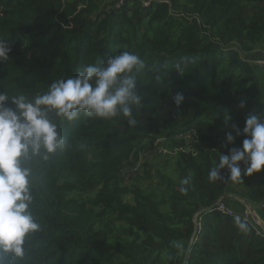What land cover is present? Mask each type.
<instances>
[{
	"label": "trees",
	"instance_id": "obj_1",
	"mask_svg": "<svg viewBox=\"0 0 264 264\" xmlns=\"http://www.w3.org/2000/svg\"><path fill=\"white\" fill-rule=\"evenodd\" d=\"M115 2L0 0V39L11 47L0 62V92L32 99L124 51L146 65L136 74V126L123 116L56 119L69 147L29 162L32 212L42 230L13 264H182L192 235L185 264H264V233L242 220L247 231H240L237 215L214 209L232 182L228 170H221L224 179H208L219 155L245 138L227 144L226 134L242 130L249 114H264L247 59L264 41V0ZM181 60L179 73L173 66ZM176 93L185 97L180 106ZM159 140L174 153L177 173L160 193L138 184L149 178L145 156L157 153ZM242 177L247 202L264 201V169Z\"/></svg>",
	"mask_w": 264,
	"mask_h": 264
},
{
	"label": "clouds",
	"instance_id": "obj_2",
	"mask_svg": "<svg viewBox=\"0 0 264 264\" xmlns=\"http://www.w3.org/2000/svg\"><path fill=\"white\" fill-rule=\"evenodd\" d=\"M10 51L7 41L0 39V62L9 59ZM185 63V60L176 63L174 70L181 73ZM145 67L137 54L124 51L84 66L74 77L52 82L45 92L32 99L0 92V264L23 259L29 237L42 230L32 212L33 169L29 162H47L57 152L68 149L56 119L72 122L81 113L99 119L123 116L129 126H136L133 109H142L136 74ZM172 99L180 106L185 97L176 93ZM239 107L244 108L245 103L242 101ZM230 120V114L225 112V124ZM233 130L235 135L226 134L227 144L243 135L242 145L219 155V163L208 173L209 181L224 179L221 170L225 168L229 173L227 180L239 182L242 173L251 176L264 169V114H249L243 129L233 126ZM189 182L188 178L181 180L185 186ZM181 190L187 194L188 188ZM234 223L240 231H247L240 217H235Z\"/></svg>",
	"mask_w": 264,
	"mask_h": 264
},
{
	"label": "rangeland",
	"instance_id": "obj_3",
	"mask_svg": "<svg viewBox=\"0 0 264 264\" xmlns=\"http://www.w3.org/2000/svg\"><path fill=\"white\" fill-rule=\"evenodd\" d=\"M163 140L158 142V151L154 155L147 154L145 157L148 159V163L151 165L149 168V178L146 180L142 179L138 184L145 187L148 186L150 189L156 190L158 193L164 190L166 183L172 180L177 181V173L173 169L174 153L164 146ZM144 160L142 156L140 163ZM136 167L133 168V170ZM139 169V168H138ZM126 177L132 175L131 169L126 168L124 172ZM140 177H144V172L140 168L137 172ZM136 174V176H137ZM134 178V175L132 176ZM127 182V180H126Z\"/></svg>",
	"mask_w": 264,
	"mask_h": 264
},
{
	"label": "crops",
	"instance_id": "obj_4",
	"mask_svg": "<svg viewBox=\"0 0 264 264\" xmlns=\"http://www.w3.org/2000/svg\"><path fill=\"white\" fill-rule=\"evenodd\" d=\"M247 59L255 68L261 91V98L264 101V41L248 54ZM222 199L236 212H240L245 205H251L250 202H247L245 197L243 177L242 182L232 181L230 183ZM257 214L264 224V210L258 209Z\"/></svg>",
	"mask_w": 264,
	"mask_h": 264
},
{
	"label": "built area",
	"instance_id": "obj_5",
	"mask_svg": "<svg viewBox=\"0 0 264 264\" xmlns=\"http://www.w3.org/2000/svg\"><path fill=\"white\" fill-rule=\"evenodd\" d=\"M124 0H116L115 6H119ZM251 205H245L240 212L234 211L228 206L222 198L218 199L215 203L214 209L222 214L226 215H237L244 222H249L258 231L264 233V224L261 222L257 210H264V201H260L256 204L250 203ZM255 205V207H254Z\"/></svg>",
	"mask_w": 264,
	"mask_h": 264
},
{
	"label": "water",
	"instance_id": "obj_6",
	"mask_svg": "<svg viewBox=\"0 0 264 264\" xmlns=\"http://www.w3.org/2000/svg\"><path fill=\"white\" fill-rule=\"evenodd\" d=\"M211 207L212 206L206 208V210L210 209ZM193 221H194V231H193V234H194L196 228L199 226V224L196 221V215L193 217ZM192 236H191V239H190V241H189V243H188V245H187V247L185 249V253H184V256H183L182 264H185V262H186L187 254H188V251H189V248H190V245H191V241H192Z\"/></svg>",
	"mask_w": 264,
	"mask_h": 264
}]
</instances>
